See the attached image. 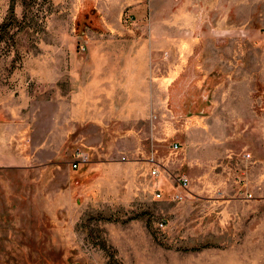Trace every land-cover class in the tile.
<instances>
[{
    "label": "rangeland",
    "instance_id": "rangeland-1",
    "mask_svg": "<svg viewBox=\"0 0 264 264\" xmlns=\"http://www.w3.org/2000/svg\"><path fill=\"white\" fill-rule=\"evenodd\" d=\"M133 44L158 116L79 118ZM0 123V264H264V0H0Z\"/></svg>",
    "mask_w": 264,
    "mask_h": 264
},
{
    "label": "crops",
    "instance_id": "crops-1",
    "mask_svg": "<svg viewBox=\"0 0 264 264\" xmlns=\"http://www.w3.org/2000/svg\"><path fill=\"white\" fill-rule=\"evenodd\" d=\"M109 48L111 60L114 57L115 63L110 62L108 69H106L108 66L106 62L98 63L101 66L98 71L100 74L95 73V77L99 76L101 79L91 81L90 85L85 87L77 97L76 108L79 111L77 116L79 118L119 119L124 125L125 123L133 125L141 119L157 117L155 111L159 113V109L163 108L162 103L164 101L155 96L156 91L153 82L155 78L159 77V74L154 78L157 69L153 67L155 57H150L153 48L139 44H133L127 48L128 51L126 52H123V47L111 45ZM127 52L142 56H133V61L128 63L126 60L124 62L123 57H119L118 54L124 55ZM115 66L118 67L115 71L116 74L113 73ZM114 77L117 80L121 79V81L126 79L127 84H118V81L113 80ZM3 124L0 123L1 131L5 130L1 129ZM2 145L4 147L0 145V169L5 168L1 163H4V159L7 158L4 143ZM0 253H2L0 254V261H4V251Z\"/></svg>",
    "mask_w": 264,
    "mask_h": 264
},
{
    "label": "built area",
    "instance_id": "built-area-1",
    "mask_svg": "<svg viewBox=\"0 0 264 264\" xmlns=\"http://www.w3.org/2000/svg\"><path fill=\"white\" fill-rule=\"evenodd\" d=\"M88 162H89V155H88V153L82 152V151H79L78 150L76 152V158H75V160L72 163V167H73V169H76V168H78L79 165L87 164ZM151 174L152 175H157L158 174V170L154 168L152 170V173ZM177 182H178L179 187L182 189V191H185L187 189L189 182H188V179L186 177H180V178H178L177 179ZM184 193L185 192H181V191L176 192L173 195L172 198L175 201H181V200H183V198L185 196ZM155 197L156 198H160L161 197V194H160L159 190L156 193ZM163 226H164L163 222H160L159 223V227L162 228Z\"/></svg>",
    "mask_w": 264,
    "mask_h": 264
}]
</instances>
